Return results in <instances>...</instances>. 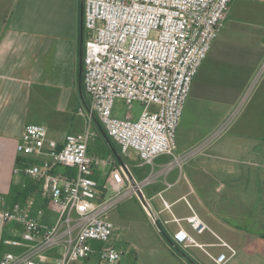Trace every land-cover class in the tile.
Instances as JSON below:
<instances>
[{
	"label": "crops",
	"instance_id": "obj_1",
	"mask_svg": "<svg viewBox=\"0 0 264 264\" xmlns=\"http://www.w3.org/2000/svg\"><path fill=\"white\" fill-rule=\"evenodd\" d=\"M82 8L83 0H0V214L20 203L28 217L47 226L58 220L51 204L45 203L49 195L42 183L15 174L18 166L41 165L46 157L20 154L17 148L25 127L41 124L35 123L41 113H68L78 105L81 41H85ZM230 10L229 6L225 23ZM72 11V33L53 34L64 15ZM250 14L261 16L257 10H248L246 17ZM226 24L193 82L177 132L178 154L191 151L223 125L264 60V24ZM120 102L124 101L118 100L116 107ZM49 136L61 143L65 138L51 130ZM96 141L90 153L103 150L105 157H95L106 162L96 175L100 185L107 186L116 169L127 185L136 184L135 176L132 181L127 177L114 153H106L101 139ZM161 158L155 168L143 166L134 152L127 161L137 174L148 169L143 173L145 179L171 161ZM167 183L174 186L167 188ZM157 184L148 193L154 210L163 215V221L173 220L164 210L162 194L172 204L175 217L207 252L193 247L185 250L186 256L178 253L167 237L176 241L179 227L174 222H163L158 228L147 216L135 222L112 216L115 230L105 245L116 247L118 241H125L118 264H232L238 257L264 264V78L224 135ZM109 191L103 189V195ZM194 212L207 226L201 234L186 221ZM22 233L21 224L5 223L0 216V261L6 253L17 251L4 241L18 239ZM92 246L95 252L79 264H108L99 254L103 245ZM59 256L60 251L51 252L47 264H54Z\"/></svg>",
	"mask_w": 264,
	"mask_h": 264
},
{
	"label": "built area",
	"instance_id": "obj_2",
	"mask_svg": "<svg viewBox=\"0 0 264 264\" xmlns=\"http://www.w3.org/2000/svg\"><path fill=\"white\" fill-rule=\"evenodd\" d=\"M232 1L83 0V72L89 110L84 106L79 115L87 119L88 127L82 133L67 134L62 143L50 138L45 125L25 127L18 152L46 160L41 165L18 166L15 174L42 183L58 220L54 226H47L28 217L20 203L1 212L5 223L21 224L23 233L18 239L4 241L17 251L6 253L0 264H47L55 250L60 256L54 264H79L95 252L93 242L103 245L99 251L103 262L120 263L124 251L105 245L115 230L111 211L170 171L182 170L186 162L224 135L264 78L263 60L223 125L191 151L178 154L177 132L193 82L224 27ZM118 100L128 108L134 103L143 106L138 121L129 112L125 118L115 116ZM95 117L124 158L134 152L143 166L152 168L163 156L171 161L125 191L123 173L113 170L107 186L102 187L96 175L106 162L89 153L95 139L90 125ZM59 168L75 169L76 178L58 176L55 171ZM166 186L172 188L174 184ZM103 189L113 195H103ZM160 198L164 210L173 217L164 224L174 222L179 227L175 243L184 251L197 247L207 252L175 217L172 204L162 194ZM186 221L199 234L207 229L195 212Z\"/></svg>",
	"mask_w": 264,
	"mask_h": 264
},
{
	"label": "rangeland",
	"instance_id": "obj_3",
	"mask_svg": "<svg viewBox=\"0 0 264 264\" xmlns=\"http://www.w3.org/2000/svg\"><path fill=\"white\" fill-rule=\"evenodd\" d=\"M230 7H231V10L229 12L228 20L226 22L227 24L225 23L227 26L228 25L229 26L230 25L240 26L241 24L242 25L264 24V17L262 16V12L264 11V0H233V3L230 5ZM248 10H257L258 12L260 11L261 16L254 17L250 14L248 17H246ZM73 15H74L73 11L70 13H66L64 17L61 19V21L58 23V25L56 26V32L53 34L59 35V36H68L70 33H72L73 31L72 27L74 23L72 22L73 20H71V18L73 17ZM76 106L77 105L74 104L72 110L75 111L77 109ZM119 106H121L120 107L121 109H119ZM142 111H143V106L140 103H134L131 108H128L126 104H124V102H120V104H118V106L116 107L115 114L119 118H124L129 112L131 113L134 121H138V119L141 116ZM76 121H77L78 126L82 129H79V127L75 125L74 127H72L73 128L72 130L71 129L69 130V124L67 123V117L65 119L57 118L56 121H54V123L56 124L54 125V127L57 128V130L55 129L54 131H51V132L56 133L58 137H62L63 139V137L67 135L68 133L78 134L80 130L81 131L85 130L88 127L87 119L85 117L80 116L79 114L78 116H76ZM35 123H41L47 126L49 130H52L50 129L49 125L44 121V116L40 115L39 119L35 120ZM90 130L93 131V133L95 134V139L97 140L98 133L96 130H94L93 124L90 125ZM95 139L94 141L91 142L90 146L98 145L99 142L96 141ZM90 155L104 157L103 150L93 151V153H90ZM165 157L161 158L160 160H166ZM129 167L133 175L135 176L136 180L138 181L137 183H142L144 180L143 173L146 172L148 169L147 170L143 169L141 170L140 174H137L138 172L137 169H135L130 164H129ZM160 182H163V176L158 178L150 186L144 187L141 192H137L135 195H130L126 197L124 200L120 202V204L117 207H115L111 211V217L115 216L114 219L119 218V220H128L129 222H135V221H140L143 217L147 216V217H150L152 220H154V223L158 228L163 227V222H164L163 215H158L157 211L154 210L152 201H150L148 197L149 191L152 190V188L154 187L153 185L157 186L158 185L157 183H160ZM131 186H133L131 182H129L128 185L126 184L124 191L128 190ZM109 195H113L111 190L109 191ZM191 235L196 239L195 235L193 234ZM93 243H98V242H93ZM124 246H125V241L121 240L116 243L115 248L119 251H123ZM209 252H211L215 257L218 256V255H215L214 251L210 250ZM232 264H257V262H254V261L250 262L248 261L247 257H238L237 259L233 261Z\"/></svg>",
	"mask_w": 264,
	"mask_h": 264
},
{
	"label": "trees",
	"instance_id": "obj_4",
	"mask_svg": "<svg viewBox=\"0 0 264 264\" xmlns=\"http://www.w3.org/2000/svg\"><path fill=\"white\" fill-rule=\"evenodd\" d=\"M83 95L81 96L80 95V93L78 92V105L76 106L77 107V111L75 110H71L70 112H68V113H60V112H58V111H47V112H43L44 114H42L41 113V116H44V121L49 125V127H50V129H52L51 131H54L55 129L57 130V128H55L54 127V125H56L55 123H54V121H56V119L57 118H60V119H62V118H66L67 117V123L69 124V130L71 129H73L72 127H74L75 125L77 126V127H79L78 126V124H77V121H76V116H78V114H79V109L80 108H82V107H84L85 105H89V96H88V94H87V92H86V90H85V86H84V72H83ZM96 118V117H95ZM99 121V120H98ZM92 124H93V126H94V130H96L97 131V133H98V137L99 138H101V141H102V143H103V145H104V148H105V151H106V153L107 154H111L112 155V152H111V149H110V147H109V145H108V143L105 141V139H104V137H103V135L100 133V131L98 130V128H97V126H96V123L93 121L92 122ZM79 129H82V128H80L79 127ZM84 130H80V132L79 133H82ZM105 131V130H104ZM78 133V134H79ZM106 133V132H105ZM69 134V133H68ZM106 135H107V133H106ZM66 136V135H65ZM108 136V135H107ZM109 138V137H108ZM110 139V138H109ZM110 141H111V143H112V145L114 146V148L117 150V152L119 153V155L122 157V159H123V161H124V163H125V165H126V167H127V169L129 170V172H130V174H131V176L132 177H134V175H133V173H132V171H131V169H130V167H129V163H128V161H127V159L126 158H124L122 155H121V153H120V150H119V148H118V146L110 139ZM104 151V152H105ZM89 153H90V148H89ZM105 157V156H104ZM55 174H57L58 176H60V177H63L64 179H70V180H74L75 178H76V176H77V171L75 170V169H70V168H59V169H57L56 171H55ZM45 203L47 204V205H49V203H50V200H49V198H46V201H45ZM166 235V234H165ZM168 237V239H169V242H170V244L175 248V250L178 252V253H180V254H182V255H184V256H186L185 254V251L184 250H182L176 243H175V241L174 240H172L169 236H167ZM192 261V260H191Z\"/></svg>",
	"mask_w": 264,
	"mask_h": 264
},
{
	"label": "water",
	"instance_id": "obj_5",
	"mask_svg": "<svg viewBox=\"0 0 264 264\" xmlns=\"http://www.w3.org/2000/svg\"><path fill=\"white\" fill-rule=\"evenodd\" d=\"M82 18H83V8H82ZM82 30H83V26H82ZM83 39L81 41V66H80V73H79V93L82 96L83 95ZM85 107L89 110V107L87 105H85ZM94 122L96 123L97 128L99 129L100 133L103 135L105 141L108 143L111 151L114 153V155L116 156V158L118 159V161L121 164V167L123 169V171L126 173L127 177L132 181V176L129 172V170L127 169L122 157L119 155V153L117 152V150L114 148V146L112 145L110 139L108 138V136L106 135L103 127L101 126L100 122L98 121L97 118H94Z\"/></svg>",
	"mask_w": 264,
	"mask_h": 264
}]
</instances>
